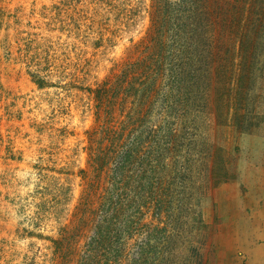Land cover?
Instances as JSON below:
<instances>
[{
    "label": "rangeland",
    "instance_id": "obj_1",
    "mask_svg": "<svg viewBox=\"0 0 264 264\" xmlns=\"http://www.w3.org/2000/svg\"><path fill=\"white\" fill-rule=\"evenodd\" d=\"M157 1L165 0H0L7 14L0 31V264H59L54 241L98 175L89 166L90 137L106 121L98 120L97 90L111 78L125 83V71L145 64L137 51ZM234 16L226 22L256 20ZM260 19L264 27L258 9ZM181 25L183 37L162 64L163 71L179 64L178 76L154 77L147 124L107 172L116 198L129 195L127 212L145 205L135 229L122 222L120 239L137 264H250L239 240L256 229L247 221L255 208L244 203L253 191L249 173L264 175V30L241 46V27L199 29L188 38ZM160 55L147 50V66L159 67ZM139 101L129 98L121 113L138 118ZM128 150L135 153L127 160ZM257 201L264 206V192Z\"/></svg>",
    "mask_w": 264,
    "mask_h": 264
},
{
    "label": "trees",
    "instance_id": "obj_2",
    "mask_svg": "<svg viewBox=\"0 0 264 264\" xmlns=\"http://www.w3.org/2000/svg\"><path fill=\"white\" fill-rule=\"evenodd\" d=\"M214 3L219 7L213 8ZM156 6L153 27L149 31L147 42L143 43L144 49H141L142 46H140V50L137 51V53L143 54L144 58L141 62L145 64L135 65L134 69L125 71V83H117L115 79L111 78L104 83L101 89L97 90L98 120L100 121V118L103 117L106 121L103 127L96 128L90 137L93 148L89 166L98 175L91 181L87 180L72 225L66 224L61 229V237L54 241L56 254L60 260L59 264H122L123 262L137 264V261L132 262L128 258L129 255L126 254L128 243L120 239L121 230L119 228L122 222H126L124 226L126 231L135 229L131 227L136 223L133 219L145 205H138L137 210L132 212L133 214L127 212L126 208L131 205L129 195L118 193L116 198L115 192L108 184L110 176L107 175V172L112 169L122 148H126L135 133H138V128L147 124V97L155 96L159 87V82L155 84L154 77L160 76L159 81L165 77L166 70H162V64L165 69L167 50L178 45L179 38L183 37V30L180 29L181 21H185V25L188 27V38L193 31L199 29L207 32L210 27L219 31H231L232 27L235 30H238L237 27H241L239 33L241 46L249 45L250 41L254 43V35L257 36L261 29L264 30L263 20L260 19L262 24L258 20V9L264 10V4H259L258 0H165L164 2L157 1ZM227 12L228 14L223 18ZM241 12L252 13L256 20L247 27L240 23L230 25L226 22L225 19L228 15L235 17L234 15H239ZM6 17V9L0 5V31L6 22ZM194 35L196 34H192L193 37ZM198 39L201 40L200 37ZM147 50L150 54L160 51L163 61L159 67L147 66ZM178 56L179 54H173L174 60L178 59ZM135 58V56H131V59ZM178 66L177 63H170L166 71L169 78L178 76ZM158 68L161 72L158 71ZM150 82L155 84L154 88H147V83L150 84ZM3 89L0 81V92ZM136 96L140 99L141 110H130L138 114L139 117H132L131 111L125 116L121 113L123 111L121 107L126 104L129 98ZM119 109L120 112H118ZM122 117L128 120L122 121ZM138 141L140 142L141 139L139 138ZM104 142L108 144V148L104 147L106 145ZM130 151L128 150L126 153L127 160L131 157V153H135ZM131 221L132 225H130ZM128 222L130 223L128 224ZM117 226L119 227L117 228ZM90 233L92 234L90 235ZM81 239L86 240L84 245L81 244ZM117 243L121 246H118ZM73 246L76 250L71 252L70 249Z\"/></svg>",
    "mask_w": 264,
    "mask_h": 264
},
{
    "label": "crops",
    "instance_id": "obj_3",
    "mask_svg": "<svg viewBox=\"0 0 264 264\" xmlns=\"http://www.w3.org/2000/svg\"><path fill=\"white\" fill-rule=\"evenodd\" d=\"M251 176V186L250 188L253 191H250L245 198L246 207H253L255 210L251 212L250 218L247 221H250L252 227H255V235L240 237L239 243L240 246H244V251L247 256L252 260L250 264H261L262 259L264 260V246L256 244V240L264 238V206L259 204L257 201L258 193L264 192V175H256L253 172L249 173ZM247 227H249L246 224ZM260 228L261 231H260ZM250 238V239H249Z\"/></svg>",
    "mask_w": 264,
    "mask_h": 264
},
{
    "label": "bare ground",
    "instance_id": "obj_4",
    "mask_svg": "<svg viewBox=\"0 0 264 264\" xmlns=\"http://www.w3.org/2000/svg\"><path fill=\"white\" fill-rule=\"evenodd\" d=\"M263 143V142H262ZM260 174V173H259ZM241 202V201H240Z\"/></svg>",
    "mask_w": 264,
    "mask_h": 264
}]
</instances>
